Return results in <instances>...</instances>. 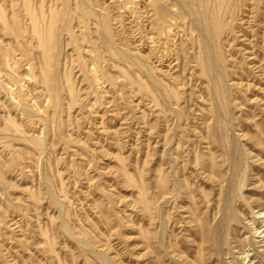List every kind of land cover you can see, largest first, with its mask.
Returning a JSON list of instances; mask_svg holds the SVG:
<instances>
[{"label": "rangeland", "instance_id": "rangeland-1", "mask_svg": "<svg viewBox=\"0 0 264 264\" xmlns=\"http://www.w3.org/2000/svg\"><path fill=\"white\" fill-rule=\"evenodd\" d=\"M263 219L264 0H0V264H264Z\"/></svg>", "mask_w": 264, "mask_h": 264}, {"label": "bare ground", "instance_id": "bare-ground-1", "mask_svg": "<svg viewBox=\"0 0 264 264\" xmlns=\"http://www.w3.org/2000/svg\"><path fill=\"white\" fill-rule=\"evenodd\" d=\"M174 8V7H173ZM200 19V18H199ZM172 21V20H171ZM199 22V21H198ZM197 23V22H196ZM153 40V39H152ZM153 43V42H152ZM163 54V53H162ZM215 55L214 54H212L211 55V75H212V78L215 80V76H216V73L217 72H219V70H220V66H219V64H218V60L216 59V58H218V57H215ZM229 89L230 88H228V89H226L225 91H223V95H222V99H223V101H224V103H225V106L227 107V110H228V112H227V115L225 116V117H227V118H229L230 119V111H231V113H232V108L230 109V107L232 106V105H234V103H236V97L229 91ZM211 90V89H210ZM215 100V99H214ZM239 105V104H238ZM237 106V105H236ZM242 106V105H241ZM218 108V107H217ZM229 109H230V111H229ZM26 112V111H25ZM232 115V114H231ZM231 118H232V116H231ZM230 121V120H229ZM231 121H233V118L231 119ZM233 124V123H232ZM230 125V124H229ZM229 125L227 126V127H229ZM231 126H233V125H231ZM231 126H230V130H231ZM232 145V144H231ZM232 147V146H231ZM229 148V151H232L233 150V147L232 148ZM231 160V159H230ZM231 164H232V162H231ZM230 180H231V178H230ZM229 180V181H230ZM241 184V183H240ZM230 200V199H229ZM227 202V201H226ZM229 205V204H228ZM229 207V206H228ZM228 207H226L225 206V208H224V204H223V207L222 208H224V214L223 213H221V214H223V215H221V216H223V218L225 219L226 218V220H227V218H229V216H230V214H229V212H227V208ZM221 212V211H220ZM260 213H262V211H260L259 212V214ZM262 221H264V219L262 220ZM259 227V226H258ZM215 230V229H214ZM257 230V229H256ZM217 235H218V232L215 230V232H214V238H213V248H216V249H218L219 248V237H217ZM211 244V243H210ZM100 259H102V258H100ZM106 259V258H105ZM103 260V259H102ZM104 262V261H103ZM106 262V261H105ZM104 262V264H106ZM102 263V262H101Z\"/></svg>", "mask_w": 264, "mask_h": 264}]
</instances>
